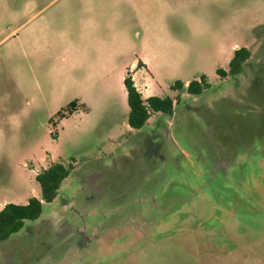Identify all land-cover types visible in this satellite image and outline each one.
<instances>
[{"label": "rangeland", "instance_id": "obj_1", "mask_svg": "<svg viewBox=\"0 0 264 264\" xmlns=\"http://www.w3.org/2000/svg\"><path fill=\"white\" fill-rule=\"evenodd\" d=\"M89 1L0 0V204L40 198L35 176L52 161L73 166L40 217L0 245V264H264V0H166L176 65L156 96L175 105L139 130L115 82L110 115L55 117L83 103L66 68ZM121 3L101 12L108 30ZM233 45L251 57L221 79ZM202 75L199 96L169 88Z\"/></svg>", "mask_w": 264, "mask_h": 264}, {"label": "crops", "instance_id": "obj_2", "mask_svg": "<svg viewBox=\"0 0 264 264\" xmlns=\"http://www.w3.org/2000/svg\"><path fill=\"white\" fill-rule=\"evenodd\" d=\"M166 2L122 0L121 5L125 7L121 10L123 18L116 30L107 29L109 23L101 14L110 5V0L83 3L85 6L81 8V17L73 29L75 44L71 47L72 58L66 73L70 71L74 83L81 87L77 98L88 108L87 112L110 115L107 110L110 111L113 82L120 87L127 104L124 80L128 74L144 100L156 96L157 87L163 79L161 70L172 69L176 65V36L171 30L169 14L165 15L162 9ZM238 48L237 45L231 47L230 60ZM37 67L44 75V68ZM50 71L58 80L61 69L53 65ZM189 82L181 83L187 85ZM56 93L57 89L53 88L52 100ZM5 204L7 202L0 204V210Z\"/></svg>", "mask_w": 264, "mask_h": 264}, {"label": "trees", "instance_id": "obj_3", "mask_svg": "<svg viewBox=\"0 0 264 264\" xmlns=\"http://www.w3.org/2000/svg\"><path fill=\"white\" fill-rule=\"evenodd\" d=\"M250 57L251 53L247 48L240 47L236 49L233 57L229 61L228 70L225 71L219 68L216 71L217 75L221 79L226 76L233 77L241 75L244 70V65ZM124 86L127 91V105L129 107L128 126L132 130L141 129L149 120L151 112L165 115L173 114V99L170 97L152 96L144 100L134 86L130 74L125 78ZM209 87L207 78L202 75L199 77V80H192L187 85L181 82H175L170 86V90L185 91L189 95L199 96ZM78 110L87 112L88 108L84 104L74 100L57 112L55 117L59 122L62 119L68 118ZM51 123L55 125L53 120H51ZM72 169V165L65 166L58 162L50 164L35 176V181L40 187V198L32 197L24 205L7 203L3 206L0 210V245L7 242L12 235L17 234L22 229L25 221H35L40 217L43 205L54 201L63 181L70 175ZM49 251L50 247H47V252ZM44 257L46 258V256Z\"/></svg>", "mask_w": 264, "mask_h": 264}]
</instances>
